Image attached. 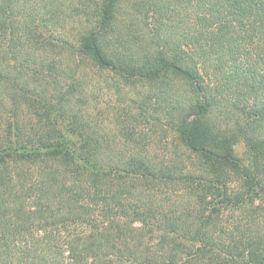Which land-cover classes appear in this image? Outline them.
Returning <instances> with one entry per match:
<instances>
[{
	"label": "trees",
	"instance_id": "obj_1",
	"mask_svg": "<svg viewBox=\"0 0 264 264\" xmlns=\"http://www.w3.org/2000/svg\"><path fill=\"white\" fill-rule=\"evenodd\" d=\"M88 63L172 156L89 111ZM3 93L0 264H264V0H0Z\"/></svg>",
	"mask_w": 264,
	"mask_h": 264
},
{
	"label": "rangeland",
	"instance_id": "obj_2",
	"mask_svg": "<svg viewBox=\"0 0 264 264\" xmlns=\"http://www.w3.org/2000/svg\"><path fill=\"white\" fill-rule=\"evenodd\" d=\"M156 16H158V12L153 10L152 13H150L148 19L151 24L154 23ZM181 48H183L185 51L190 50L188 44L185 42L181 44ZM5 66L12 69H15L16 66H19V70L23 71L22 74L27 73L23 70L22 65L12 59L11 56H7L5 58ZM96 69L97 67L93 66L91 63H88L85 67V71L88 73L87 79L90 81L88 88L89 102L87 104L89 111L94 113L93 115L95 116L98 115L99 117L105 118L106 120L104 123L109 127H113L114 129L119 127V130H121V127L123 126H127L129 128L135 126L136 129L143 130L148 141L156 142L158 144L156 149H154V153H157L161 156H172L174 153V136L170 130L161 127H157L155 130H150L149 128L146 129L142 125H138V123L136 124V122L133 120V117H136L139 113L136 99L142 95H147L148 91L146 88L148 87V83L144 85L139 84L136 86L127 83V85L126 82L123 83L120 78L113 75L112 72L101 71V73H98ZM198 72H200L203 83L208 88L212 87L214 84L213 72L207 71L203 67H198ZM37 78L44 82L43 85H45V87H47L49 92L52 94L55 92V90H58V76L55 78L54 76L49 75V73H43ZM67 81H70V79L67 78L66 80L65 78V80H60V84H63L60 87H66L65 83H67ZM9 83L11 84L10 81ZM55 97L58 98L57 96ZM56 98L51 101L55 102ZM4 105L10 109L12 104L10 96L3 93L0 94V112L5 109ZM7 115L8 114H5L3 117L5 118ZM243 150L244 143H237L235 146V154L239 157V159L243 157ZM36 175V173L32 174L33 179L36 178ZM88 229L90 228L82 229L83 232L81 235L92 231ZM41 232L42 231H39L38 235L41 234Z\"/></svg>",
	"mask_w": 264,
	"mask_h": 264
}]
</instances>
